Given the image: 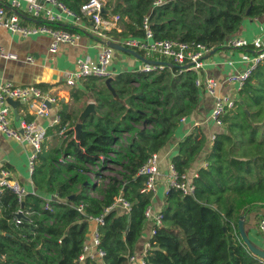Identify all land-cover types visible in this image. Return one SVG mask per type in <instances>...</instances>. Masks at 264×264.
I'll list each match as a JSON object with an SVG mask.
<instances>
[{"label": "trees", "instance_id": "trees-1", "mask_svg": "<svg viewBox=\"0 0 264 264\" xmlns=\"http://www.w3.org/2000/svg\"><path fill=\"white\" fill-rule=\"evenodd\" d=\"M62 1L79 12L86 0ZM155 1L106 0L103 15L117 13L120 18V30L108 33L119 39L140 37L147 16L153 37L200 42L217 51L225 48L223 42L243 18L264 13V0ZM236 47L257 53L253 45ZM160 60V69L113 74L110 86L116 96L103 78L88 76L70 88L68 101H58L60 120L47 127L30 175L36 189L57 199L28 191L19 199L12 187L1 186L0 264H128L152 199L151 192L140 190L144 176L137 170L197 107L202 90L195 84L194 69ZM250 74L238 88L233 107L222 115V129L214 133L205 164L196 169L193 192L170 186L164 193L162 223L149 238L143 264H264V258L244 245L237 227L240 216L264 206V57ZM90 100L93 110L76 133L78 115ZM205 140L194 126L178 141L171 163L179 176L191 167ZM109 163L121 170L95 197L90 193L97 184L89 175H99L98 168ZM116 195L130 202L128 212H104ZM20 209L23 215L16 218ZM98 214L104 217L98 227L101 261L90 256L80 260L89 231L84 215Z\"/></svg>", "mask_w": 264, "mask_h": 264}, {"label": "built area", "instance_id": "built-area-1", "mask_svg": "<svg viewBox=\"0 0 264 264\" xmlns=\"http://www.w3.org/2000/svg\"><path fill=\"white\" fill-rule=\"evenodd\" d=\"M169 0H156L155 3L159 4ZM103 0H86L80 5L79 12L71 10L62 0H30L24 7V13L30 18H43L49 22L58 21L62 22L68 20V18L74 21H79L83 17L88 18L91 21L92 29L95 35L99 38L107 40L108 32L113 28L120 30L119 15L112 13L110 15H103ZM20 2L19 0H11L9 8L0 3V27L5 28L11 34L15 33L19 36L25 37L38 33H45L50 36L51 43L48 47V51L53 53L57 50L60 43L73 44L79 40L80 33L76 30H68L62 27H51L47 24H27L20 16ZM128 48L137 50L142 56L155 59L156 62L146 63L143 62L141 69L145 71H151L153 69H160L163 64L161 57H165L175 62L195 70L196 78L195 84L200 87L206 94L213 97V104L209 113L210 118L217 125L222 124L223 113L232 108L235 102V97L228 94H221L218 92V80L211 75H203L201 70L207 61L208 53L210 49L200 42L188 43L180 41L178 39L168 38H156L153 37V31L150 28L149 18L144 16L142 20V35L140 37L126 36L116 40ZM223 45L226 46H242L244 40L241 37L232 35L228 37ZM114 49V48H113ZM113 49L106 43L100 46L96 53V60L88 56L76 57L75 66L73 70L68 72L65 76V84L68 87H73L79 83L81 79L88 76H98L103 79L106 77H112L113 72L110 69L112 62ZM0 56L3 58L14 57L12 53L4 50L0 47ZM264 57V51L260 49L255 55H253L245 64L242 69L233 70L229 73L226 80L227 82L234 83L237 88L241 87L243 83L251 75L252 69L262 58ZM27 60H31L30 56H27ZM232 64V61H228ZM10 98L12 100L22 99L27 104V110L32 116L30 119L20 118L18 125H12L9 120L11 113V105L6 100ZM59 99L54 94L45 93L42 88L37 84H16L8 81L0 82V131L7 137L13 140H17L21 143H26L31 147L30 154L28 155L27 170L32 173L36 155L39 151L46 129L49 125H53L60 120L57 112L56 104ZM52 107L56 108L54 114L49 120V125L43 124L39 118H48L51 114ZM182 119V118H181ZM159 156L157 151L151 153L147 160L138 168L137 173L144 176L141 191L151 192L152 194L156 190L158 172H159ZM169 187L178 188L185 194H191L194 189L193 179L196 176V172L192 177H189L185 173H181L180 176L176 173L172 163L169 164ZM5 174V171H2ZM2 185H8L12 187L18 194L20 199L26 192L22 186L10 185L8 180L2 175L0 176V188ZM82 204L77 205V209L82 211ZM119 208L122 211L128 212L130 208V202L123 196L116 195L111 205L104 208V212L111 209ZM144 216L150 223L149 236L155 232L158 225L162 223V215L160 211L153 212L151 205L144 210ZM85 219L91 224L88 231V239L83 244L82 251L78 255L80 260H83L85 256H90L100 260L103 255V250L98 246V227L103 223V214L84 215ZM19 221V219H17ZM257 231L262 235L264 239V213L257 219L256 224ZM149 244V242H148ZM91 249H94V253H89ZM146 250V249H145ZM140 258L139 264L144 263V257ZM128 264H132L137 256L135 254L128 255Z\"/></svg>", "mask_w": 264, "mask_h": 264}, {"label": "crops", "instance_id": "crops-1", "mask_svg": "<svg viewBox=\"0 0 264 264\" xmlns=\"http://www.w3.org/2000/svg\"><path fill=\"white\" fill-rule=\"evenodd\" d=\"M28 1L30 0H19L21 6L19 13L25 23L33 24L34 20L23 12ZM103 1V10L108 11L105 6L106 0ZM10 2L11 0L0 1L6 8H9ZM62 23L73 27L71 31H78L80 37L73 44L60 43L57 50L53 53L48 51L51 39L45 33L22 37L15 33L11 34L5 28L0 27V47L14 55V57L10 58L0 56V82L37 84L42 88L43 92L55 94L57 99L68 101L70 87L65 84V76L73 70L76 57L88 56L96 60V53L101 45L106 43L107 40H118L119 38L113 34H108L107 40L97 37L92 29L91 21L85 17L79 21L68 18ZM232 35L241 37L244 40V45H253V50L256 52L264 48V13L243 18L241 24ZM224 46L225 48L214 51L211 56L207 57L201 73L214 76L218 80L219 93L228 94L236 98L238 88L234 83L227 82L226 78L233 70L242 69L254 54L241 47ZM27 56H30L31 60H27ZM112 57L110 69L114 74L123 70L139 69L143 64L141 59L117 49H113ZM229 60L232 61V64L228 63ZM198 95L197 107L187 116L182 117L178 126L174 129L173 136L157 151L160 162L157 186L152 194L150 204L153 212L160 211L164 203V193L169 187L171 176L169 164L177 151L178 141L185 134H188L194 126H198L206 137L203 147L197 154L198 156L191 167L186 170V175L192 177L197 167L205 164V153L214 138V133L222 129L221 125L213 122L209 115L213 97L206 94L203 90H200ZM56 108L52 107L48 118H39V120L43 124L49 125V120H51ZM31 117L25 102L19 103L15 112L11 107L9 120L12 125H18L20 118L29 119ZM30 150L31 147L28 144L15 141L0 131V176L2 175L7 179L11 186L18 184L24 187L26 192L38 193L46 199H57L55 195L44 194L34 187L30 173L27 170V158ZM2 171H5V174H2ZM263 213L264 206H261L244 215L243 220L245 233H247L250 240L256 246L264 249V239L255 226L257 218ZM150 226L147 221L141 231L134 248V254L137 258L132 264H139L142 253L148 246ZM90 227L91 224L89 223V230ZM89 253L93 254L94 249H91Z\"/></svg>", "mask_w": 264, "mask_h": 264}, {"label": "water", "instance_id": "water-1", "mask_svg": "<svg viewBox=\"0 0 264 264\" xmlns=\"http://www.w3.org/2000/svg\"><path fill=\"white\" fill-rule=\"evenodd\" d=\"M106 44L108 46H110L112 49H117V50H120V51H123L127 54H130L132 56H135L139 59H141L143 62H146V63H153V62H156L157 60L155 59H150V58H147V57H144L142 56L137 50L135 49H131V48H128L126 47L125 45H123L122 43L116 41V40H107L106 41ZM214 49L210 50L208 55L211 56L212 53H214ZM163 62V61H161ZM113 77H106V79H104V82L105 84L110 88L113 96H116L115 92L113 91V89L111 88L110 86V81L112 80ZM9 104L11 105L13 111L15 112L16 110V106L19 104V103H23L24 100L22 99H15V100H12L10 98H7L6 99ZM93 106H94V102L93 101H90L88 102L85 107L83 108V110H81V112L79 113L78 115V118H79V121L76 123L75 125V128H76V133L79 132V128L81 126V120L83 119V117L88 114L90 111L93 110ZM22 205V203H21ZM23 213L20 210L17 211V213L15 214V217L18 218L20 216H22ZM237 227H238V233H240V236H241V239L244 243V245L247 247V249L253 253L254 255H258L259 257L261 258H264V249L259 247V246H256L251 240L250 238L248 237L247 233H245V228H244V220H243V215L239 217L238 221H237ZM87 237V236H86ZM88 239V237H87Z\"/></svg>", "mask_w": 264, "mask_h": 264}, {"label": "rangeland", "instance_id": "rangeland-1", "mask_svg": "<svg viewBox=\"0 0 264 264\" xmlns=\"http://www.w3.org/2000/svg\"><path fill=\"white\" fill-rule=\"evenodd\" d=\"M116 50V49H115ZM97 167H93V169H96ZM99 175H93L90 174L89 177L93 181L94 184H97V187L95 190L91 191V195L93 196H100V190L105 187V185L108 183L110 177H116L118 175L119 170H121L120 166L118 164L109 163L106 165L105 169L98 168Z\"/></svg>", "mask_w": 264, "mask_h": 264}]
</instances>
